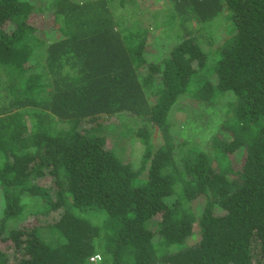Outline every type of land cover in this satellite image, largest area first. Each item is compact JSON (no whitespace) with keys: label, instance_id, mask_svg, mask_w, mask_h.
I'll list each match as a JSON object with an SVG mask.
<instances>
[{"label":"trees","instance_id":"trees-1","mask_svg":"<svg viewBox=\"0 0 264 264\" xmlns=\"http://www.w3.org/2000/svg\"><path fill=\"white\" fill-rule=\"evenodd\" d=\"M161 2L0 0V264H264V0Z\"/></svg>","mask_w":264,"mask_h":264},{"label":"rangeland","instance_id":"rangeland-1","mask_svg":"<svg viewBox=\"0 0 264 264\" xmlns=\"http://www.w3.org/2000/svg\"><path fill=\"white\" fill-rule=\"evenodd\" d=\"M162 0H142V3H145L146 5H148V8L147 9V12L144 13L145 16L142 17V19L147 23V21H149L150 19H156L159 17L158 15V12L161 11V8L164 6H162ZM156 15V16H155ZM39 22L40 26L39 27V35L43 36L44 32L46 31L47 32V25H48V15L47 14H43L42 16H36L34 18H32L30 20L29 23H37ZM37 25V24H36ZM168 42V41H167ZM148 48V47H147ZM149 49V48H148ZM153 54L155 55V57H158L159 56V51L158 49L155 48ZM191 104H189L188 107H190ZM189 109V108H188ZM188 113L190 112V109L187 111ZM187 113V115L189 116V114ZM186 114H184L183 112H177L174 114V119H183V117H185ZM205 127H207V125L204 124ZM186 130V129H185ZM184 130V132H185ZM201 130H198L196 132H192L193 133H199ZM202 135V134H200ZM207 137V135H205L204 138H200L198 137L200 140H205ZM238 157V156H237ZM2 206H3V201H2V197H0V212L2 210ZM39 207H37V205L35 203H30L29 205L25 206L24 207V210H22L21 214L24 213L25 211L29 210V209H38ZM79 214L83 215L84 217L88 218V216H93L91 213H84V212H81L79 211ZM93 219V218H91ZM15 219L11 220V222L13 221L14 222ZM45 233H42V236L44 235ZM0 247L4 248L5 247V244H0Z\"/></svg>","mask_w":264,"mask_h":264},{"label":"built area","instance_id":"built-area-1","mask_svg":"<svg viewBox=\"0 0 264 264\" xmlns=\"http://www.w3.org/2000/svg\"><path fill=\"white\" fill-rule=\"evenodd\" d=\"M97 259H99L98 255H93V256L90 257V260H92V261H95Z\"/></svg>","mask_w":264,"mask_h":264},{"label":"clouds","instance_id":"clouds-1","mask_svg":"<svg viewBox=\"0 0 264 264\" xmlns=\"http://www.w3.org/2000/svg\"><path fill=\"white\" fill-rule=\"evenodd\" d=\"M93 255H98V256H99V259H97V260H95V261H92V260H90V257H91V256H90V257H89V260H90L91 262H97V261H99V260L101 259L100 254L95 253V254H93ZM93 255H92V256H93Z\"/></svg>","mask_w":264,"mask_h":264}]
</instances>
